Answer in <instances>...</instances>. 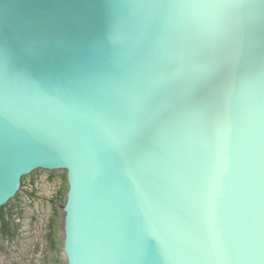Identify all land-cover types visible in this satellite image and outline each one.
I'll return each mask as SVG.
<instances>
[{
	"label": "water",
	"instance_id": "water-1",
	"mask_svg": "<svg viewBox=\"0 0 264 264\" xmlns=\"http://www.w3.org/2000/svg\"><path fill=\"white\" fill-rule=\"evenodd\" d=\"M40 170L66 264H264V0H0V209Z\"/></svg>",
	"mask_w": 264,
	"mask_h": 264
},
{
	"label": "trees",
	"instance_id": "trees-1",
	"mask_svg": "<svg viewBox=\"0 0 264 264\" xmlns=\"http://www.w3.org/2000/svg\"><path fill=\"white\" fill-rule=\"evenodd\" d=\"M37 171L30 176L24 177L22 190L17 197L0 209V251L4 250V244L14 249L16 254L24 251L23 255H18L19 261L27 262L26 264H62L61 251L63 252V239L61 238V226L63 222L62 206L66 203L68 184L67 175L64 179L66 185L58 188V190L50 197H44L40 194L39 174ZM59 180L57 172H48V181L56 183ZM36 202H46L51 208V214L48 216L45 227L42 231L44 237L41 238L42 244L34 243L29 246L27 240L30 238L24 234L25 227L30 225L36 229L39 228V220L36 215H30L29 211L35 206ZM33 235V234H32ZM18 250H17V249ZM17 257V258H18Z\"/></svg>",
	"mask_w": 264,
	"mask_h": 264
},
{
	"label": "rangeland",
	"instance_id": "rangeland-1",
	"mask_svg": "<svg viewBox=\"0 0 264 264\" xmlns=\"http://www.w3.org/2000/svg\"><path fill=\"white\" fill-rule=\"evenodd\" d=\"M40 171L42 172L39 174V177H40L39 185H40V194L42 196L50 198L58 190L59 187L66 185L64 177L67 174L65 171L57 172L59 175V180L54 184L48 181V171H44V170H40ZM29 214L31 216L36 215L37 219L39 220L38 223H40L39 228H41L42 226L43 227L38 230L36 229L37 232H35L34 227L27 225L24 230L25 236L30 238L29 240H27V243L29 244V246H32L34 243L42 244L41 238L44 237V233L42 229L45 230L44 229L45 223H46L48 216L51 214V208L46 202L44 203L36 202L35 206L32 207V209L29 211ZM60 230H61L60 235L64 242L63 222H62V226ZM4 248H5L4 250L0 251V264H26L27 263V262H13L15 260L19 261L20 256L18 257V255L19 254L23 255L24 251H20L19 254H16L15 251H13L14 249L7 247L5 244H4ZM61 258H62V264H66L67 261L62 251H61ZM38 263L44 264V262H38ZM34 264H36V262H34Z\"/></svg>",
	"mask_w": 264,
	"mask_h": 264
}]
</instances>
